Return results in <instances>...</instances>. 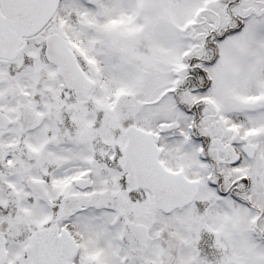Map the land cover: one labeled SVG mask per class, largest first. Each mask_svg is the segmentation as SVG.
<instances>
[{"label": "snow or ice", "instance_id": "1", "mask_svg": "<svg viewBox=\"0 0 264 264\" xmlns=\"http://www.w3.org/2000/svg\"><path fill=\"white\" fill-rule=\"evenodd\" d=\"M0 264H264V0H0Z\"/></svg>", "mask_w": 264, "mask_h": 264}]
</instances>
